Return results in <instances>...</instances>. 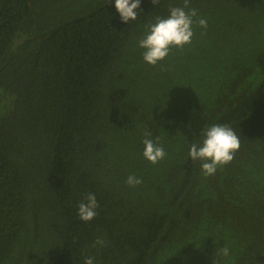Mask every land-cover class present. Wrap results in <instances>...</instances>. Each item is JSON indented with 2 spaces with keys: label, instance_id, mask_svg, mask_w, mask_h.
<instances>
[{
  "label": "trees",
  "instance_id": "trees-1",
  "mask_svg": "<svg viewBox=\"0 0 264 264\" xmlns=\"http://www.w3.org/2000/svg\"><path fill=\"white\" fill-rule=\"evenodd\" d=\"M183 2L124 23L115 0H0V264H264V0H189L191 43L148 64ZM214 124L241 146L205 176L188 153Z\"/></svg>",
  "mask_w": 264,
  "mask_h": 264
},
{
  "label": "clouds",
  "instance_id": "clouds-1",
  "mask_svg": "<svg viewBox=\"0 0 264 264\" xmlns=\"http://www.w3.org/2000/svg\"><path fill=\"white\" fill-rule=\"evenodd\" d=\"M141 0H115V8L119 13L120 19L124 23L135 21L138 18ZM160 0H152L153 5L159 4ZM188 9V11H185ZM197 15L195 8L189 7V0H184L182 7L169 6V15L167 17H156L154 23L147 25V32L144 38L139 41V47L144 49L143 59L148 64L155 66L159 61L164 60L173 47L182 48L191 43L193 36L192 18ZM201 27H207L206 19H199ZM145 137H151V132L146 131ZM205 139L202 145H191L188 155L193 161H201V170L205 176L214 175L218 167L230 163L236 151L239 150L240 137L228 125L214 124L204 130ZM143 156L152 164L162 160L166 153L159 144V137L155 141L150 138L143 140ZM142 181L134 175L127 178L126 183L130 186L140 184ZM86 203L81 202L78 205V216L84 222L93 220L96 215V209L99 207L95 194L89 193L86 197ZM104 240L97 238L93 247L103 246ZM225 257L229 255L227 246L220 250ZM84 264H94L91 256L85 257ZM213 264L217 262L213 261Z\"/></svg>",
  "mask_w": 264,
  "mask_h": 264
}]
</instances>
